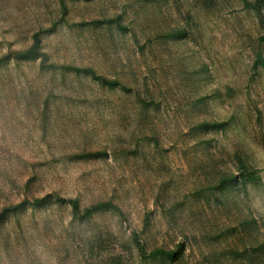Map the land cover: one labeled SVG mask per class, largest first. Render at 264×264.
Returning a JSON list of instances; mask_svg holds the SVG:
<instances>
[{"label":"rangeland","instance_id":"rangeland-1","mask_svg":"<svg viewBox=\"0 0 264 264\" xmlns=\"http://www.w3.org/2000/svg\"><path fill=\"white\" fill-rule=\"evenodd\" d=\"M258 51L264 0H0V264H264Z\"/></svg>","mask_w":264,"mask_h":264},{"label":"trees","instance_id":"trees-1","mask_svg":"<svg viewBox=\"0 0 264 264\" xmlns=\"http://www.w3.org/2000/svg\"><path fill=\"white\" fill-rule=\"evenodd\" d=\"M259 59L261 60V63H264V59H263V56H262L261 51H258V59H257V61ZM40 201H41V198H37L36 199V202H40ZM177 252H178V250L175 249V248H171V249L160 248V249H156L154 251L155 254H159V255H163V254H170V255H172V254H176Z\"/></svg>","mask_w":264,"mask_h":264}]
</instances>
